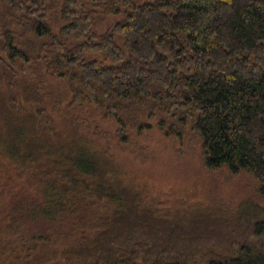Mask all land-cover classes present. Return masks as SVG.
Returning <instances> with one entry per match:
<instances>
[{
	"label": "trees",
	"instance_id": "1",
	"mask_svg": "<svg viewBox=\"0 0 264 264\" xmlns=\"http://www.w3.org/2000/svg\"><path fill=\"white\" fill-rule=\"evenodd\" d=\"M0 91V264H264V0H0ZM154 128L255 194L162 208L111 146Z\"/></svg>",
	"mask_w": 264,
	"mask_h": 264
},
{
	"label": "rangeland",
	"instance_id": "2",
	"mask_svg": "<svg viewBox=\"0 0 264 264\" xmlns=\"http://www.w3.org/2000/svg\"><path fill=\"white\" fill-rule=\"evenodd\" d=\"M119 19L118 16L113 18V21ZM106 25L107 22L104 20L101 27L105 28ZM40 79L45 82L43 75ZM49 81L51 82H47V89L58 96L62 108H68L64 84H56L52 79ZM1 93L2 91H0L2 98L0 103H6L4 94ZM72 113L73 118L79 115L89 116V122L83 128H89V134L92 136L97 124L110 133L114 129L109 123L99 121L96 115L88 114L85 110H73ZM56 119L57 123L62 125L63 120L58 117V113ZM75 126H81V124L76 123ZM136 140L138 146L126 149L120 147L112 138L111 146L117 163L128 177L151 191L156 198L163 197L162 208L173 210L177 207L175 202H180L183 207L191 208L195 204L203 205L210 200H223L229 205H235L251 198L258 188L257 180L249 173L232 175L226 169L207 170L203 165L199 146L188 142L184 144L175 142L164 137L157 128L145 132Z\"/></svg>",
	"mask_w": 264,
	"mask_h": 264
}]
</instances>
